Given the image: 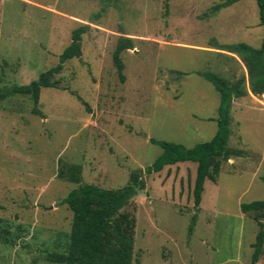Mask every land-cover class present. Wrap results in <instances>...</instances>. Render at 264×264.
Here are the masks:
<instances>
[{"label":"rangeland","instance_id":"rangeland-1","mask_svg":"<svg viewBox=\"0 0 264 264\" xmlns=\"http://www.w3.org/2000/svg\"><path fill=\"white\" fill-rule=\"evenodd\" d=\"M228 1L0 0V93L59 64L73 30L87 26L81 55L37 99L0 98V264H62L47 254L68 249L73 211L63 199L81 184L120 188L133 173L140 192L122 210L135 219L132 264H253L264 217L241 204L264 199V94L232 107L228 148L240 155L221 159L198 208L196 162L146 172L163 152L151 139L210 140L203 130L221 99L198 75L224 77L217 57L232 44L261 46L257 0L217 6ZM126 37L122 80L113 53ZM234 69L231 84L244 76Z\"/></svg>","mask_w":264,"mask_h":264},{"label":"trees","instance_id":"trees-1","mask_svg":"<svg viewBox=\"0 0 264 264\" xmlns=\"http://www.w3.org/2000/svg\"><path fill=\"white\" fill-rule=\"evenodd\" d=\"M235 1L237 0H230L217 6H227ZM257 4L261 24L264 28V0H257ZM86 29L87 26H80L73 30L72 42L61 53L59 64L43 72L39 79L29 84L15 86L0 93V98L10 93H27L37 99L41 87L50 86L49 76L59 73L66 60L81 55L79 41ZM132 48L131 39L126 37L120 40L113 53V59L118 66L122 80H124L122 74L124 63L121 53L125 49ZM228 51L234 52L242 58L247 67L248 78L240 77L234 84H231L229 80L217 73L211 71L204 73V76L215 84L221 94L216 134L210 140L198 142L194 146H187L181 142L151 139L152 143L162 147L163 152L147 168L148 174L159 172L166 165L182 161L191 160L198 163L193 189L196 208L202 201L206 179L217 181L221 169V159H227L231 154L240 155L239 152H232L228 148L231 107L234 97L245 96L249 90L256 96L264 94V34L260 47H254L246 42H238L230 45ZM246 79L249 82V90ZM140 180V174L133 173L131 181L117 189L95 184H81L73 188L63 199V203H67L73 211L68 249L62 253H48L47 259L62 264H132L135 219L128 212L122 210L139 194ZM241 209L244 212L260 211V216L264 217V199L243 202ZM196 217V214L192 216L190 232L193 230ZM263 246L264 224L261 225L254 244L253 264L259 260Z\"/></svg>","mask_w":264,"mask_h":264},{"label":"crops","instance_id":"crops-1","mask_svg":"<svg viewBox=\"0 0 264 264\" xmlns=\"http://www.w3.org/2000/svg\"><path fill=\"white\" fill-rule=\"evenodd\" d=\"M219 60H221V62H220V64L222 65V71L223 72H221L223 75H224V78H226L227 80L229 79V81H230V79H232L234 76H235V69L234 68H236V69H239V70H241V74L242 75H244V76H246L247 78H248V71H247V67H246V65H245V63L243 62V60H241V58H240V56L238 55V54H236V53H234V52H231V51H225V53H220V57L218 56L217 57ZM205 72H207V71H205ZM205 72H202V73H200V75H198V76H202V77H204V78H206L205 76H204V73ZM225 72V73H224ZM207 79V78H206ZM208 80V79H207ZM208 81H210V80H208ZM211 82V81H210ZM213 83V82H212ZM214 84V83H213ZM215 85V84H214ZM247 86H248V90H249V84H248V79H247ZM216 87V86H215ZM215 90H218L217 88L215 89ZM208 91H206V93H207ZM216 92V91H215ZM215 92H213V96H215L216 94H215ZM218 92H219V94H220V91L218 90ZM217 93V92H216ZM209 94V93H208ZM250 95H252V96H255L250 90H249V92H248V94H246L245 96H241V97H234V99H233V102H232V107L234 108V106H236V103L239 101V100H242V101H244L246 98H250ZM220 99H221V94H220ZM220 101L221 100H219V102H218V107H219V105H220ZM232 107H231V110H232ZM219 116V115H218ZM218 116L216 117V118H218ZM212 119H213V117H212ZM212 125H210L211 127H212V129L214 130L212 133H214L213 134V136L216 134V132H217V130H218V127H217V124H218V122H217V120L216 121H212V123H211ZM209 125H208V127L206 126V129L205 130H203L204 131V133L205 132H207V134L209 135L208 137H210V139L213 137L212 136V134H211V131H209L208 129H209V127H210ZM198 143V142H197ZM186 145V144H185ZM188 146V145H187ZM191 146H194V145H191ZM191 162V160H187V161H182V162H178L179 164H191L190 163ZM194 162V161H193ZM197 163V162H196ZM171 165H173V164H171ZM197 167H198V163H197ZM197 174V173H196Z\"/></svg>","mask_w":264,"mask_h":264}]
</instances>
